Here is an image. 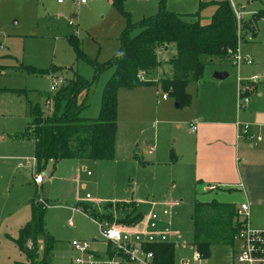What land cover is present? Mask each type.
<instances>
[{
  "label": "rangeland",
  "instance_id": "rangeland-1",
  "mask_svg": "<svg viewBox=\"0 0 264 264\" xmlns=\"http://www.w3.org/2000/svg\"><path fill=\"white\" fill-rule=\"evenodd\" d=\"M78 1L0 0V264H26L15 241L19 230L29 221L30 200L46 203L43 231L53 244L45 255L44 242H37L38 255L46 256L44 264H68L71 257L78 256L71 242L87 243L98 261H107L108 244L101 238L96 222H106L99 218L103 214L125 216L127 213L123 214L121 206L127 207L125 212L134 208L135 213L148 214L154 210L159 215L158 230L174 234L167 236L174 245V264H231L232 246H213L205 260L196 259L192 246L193 203L210 197L220 200L221 196L217 190L216 193L197 190L187 174L186 158L180 155L185 151L180 144L189 137L184 123L189 122L196 95L203 94L201 81L217 66L228 71L222 83L236 82L239 77L242 84L251 83L249 104L257 98L264 104V17L256 20L254 35L242 32L237 46V54L251 59V65L232 60L206 66L199 83L188 85L192 106L176 108L173 97L161 99L165 92L160 85L119 90L114 158L47 162L38 173L44 178L43 183L36 186L33 183L36 168L32 173L30 165L18 166L34 158L30 140L19 137L27 130L31 111L37 108L40 115L50 116L44 107L45 101L54 96L49 94V76L68 80L72 75L68 69H72L91 80L92 67L76 59L70 39L77 41L89 59L102 62L115 52L122 30L115 31V26L120 21L124 23L110 0H85V4ZM208 1L212 0H204ZM228 1L241 14L242 22L256 16L264 3V0ZM160 3L168 11L183 14L186 22H198L201 26L210 23L211 9L208 5L201 8L200 0H124L123 10L132 23H137L156 14ZM174 54L173 44L158 49L157 68L147 80L170 78L171 69L166 61ZM24 67L60 70L39 76L29 74ZM110 75L108 71L101 73L88 95L84 97L82 93L79 98L85 104L82 117L98 116L102 87ZM201 106L205 107L204 99ZM224 195L233 204L241 202L239 194ZM124 202L129 205L123 206ZM164 209L169 212L166 216L161 214ZM26 246L31 249L30 243ZM123 264L143 263L126 260Z\"/></svg>",
  "mask_w": 264,
  "mask_h": 264
},
{
  "label": "trees",
  "instance_id": "trees-1",
  "mask_svg": "<svg viewBox=\"0 0 264 264\" xmlns=\"http://www.w3.org/2000/svg\"><path fill=\"white\" fill-rule=\"evenodd\" d=\"M124 0H110L111 5L125 20V27L118 37V49L106 62L99 63L89 59L79 48L77 41L70 39L76 59L86 61L93 70L91 80H86L72 69L71 78L64 80V85L51 98L53 110L50 116L40 115L37 108L31 111V121L27 130L19 137L32 140L33 156L37 173L47 162L54 164L64 159L110 161L114 158L117 94L119 90L132 91L150 85H160L163 95L174 98L177 106H189L191 95L186 92L189 84H197L202 79L204 68L219 62H227L229 52L234 53L242 32L255 34L256 20L264 17V10L259 11L248 22H236L233 8L228 0L213 2L214 13L208 25L198 22H186L162 3L155 15L143 18L137 23L130 21L123 10ZM203 8V5H200ZM173 44L175 55L166 61L171 69L170 78L156 82L148 81L149 75L157 68V51ZM31 75L43 76L58 72L40 71L24 67ZM111 70L105 82L98 116L94 119L82 118L85 108L79 96L86 97L98 76ZM62 108V110H61ZM61 110V111H60ZM136 159V156H134ZM128 206L129 204H122ZM30 219L19 230L15 241L19 251L25 256L26 264H44L40 258L37 242H44V251L52 247V238L43 231L42 215L46 203L30 200ZM121 209L123 207L121 206ZM235 212L233 204L219 203L215 200L193 203L191 221L193 224L192 246L205 260L211 247L232 246L235 233ZM97 218V214H94ZM126 216L119 222L132 224L140 219ZM111 220V216L99 217ZM31 244L29 249L26 244ZM144 249L152 253L151 264H174V245L170 242L146 245Z\"/></svg>",
  "mask_w": 264,
  "mask_h": 264
},
{
  "label": "crops",
  "instance_id": "crops-1",
  "mask_svg": "<svg viewBox=\"0 0 264 264\" xmlns=\"http://www.w3.org/2000/svg\"><path fill=\"white\" fill-rule=\"evenodd\" d=\"M217 1L222 0H212L208 2L200 0V5L202 4L203 8L208 5L207 8L211 9L212 16L215 10L212 3ZM230 4L231 6L233 5L232 3ZM262 10H264V3H261L258 8V11ZM169 11L173 12L171 10ZM175 14L179 15L181 19L185 21L183 14H178L177 12ZM121 18L123 19V17ZM123 22L124 23L120 21V25L116 23L117 26H115V31L116 29L118 32L120 29L123 30L125 27V20ZM122 30H120V33ZM91 39L97 40L95 37ZM115 49L114 51L116 52L118 45ZM112 51L113 50H111V53H113ZM107 60L100 61L99 63L106 62ZM231 61V58H228L227 62L231 63ZM108 72L111 73L112 71L108 70ZM215 72L225 73L226 77L228 75L227 69L222 66H217L211 70V74ZM211 74H208L207 77H203L201 81L203 94L198 92L196 95L197 98L195 99L194 109L191 111L189 122L184 123L189 130V137L186 138L187 140L184 142H181L180 148L185 152L180 153V155L182 158H186L185 165L188 167L187 174L192 179L193 183H195L197 190L204 192L207 191V187L213 186L216 189L212 192L207 191L208 193H216V190L220 191L217 193V195L219 194L221 196L220 200L210 197L201 200V202L215 200L219 203L233 204L229 202V200L224 199V194L226 192H231L234 195L239 194L241 199L240 204L246 202L249 205L250 224L255 228H264V104L260 101V98L255 99L249 104L250 98L249 102L242 107V110L238 109L237 92L241 87L248 88L250 91L252 86L249 87L248 84L251 83L247 85L242 84L241 79L238 77L236 82L231 81L228 84H224L222 80L213 79L210 76ZM187 89L188 85L186 87V92L190 95ZM203 99L205 100V107L201 106ZM165 100H167V98ZM192 103L191 100L189 106H192ZM190 124L196 128L194 132H191L189 127ZM238 124L248 125L249 129L246 134L242 132L238 133ZM176 126L178 128L179 124ZM30 142L33 152L34 144L32 140H30ZM124 203L126 205L129 204L128 202ZM233 205L235 208L239 206V204ZM126 208L127 207H123L121 210H123V214H127L120 218H116L111 214H103V217L110 215L111 220L106 219V222H115L124 227L130 226L132 229H140L147 213H135L134 208L130 212H128V210L125 212ZM137 214H140L141 217L136 223L126 224L119 222L126 216L135 217ZM252 214L254 215L253 220Z\"/></svg>",
  "mask_w": 264,
  "mask_h": 264
},
{
  "label": "built area",
  "instance_id": "built-area-1",
  "mask_svg": "<svg viewBox=\"0 0 264 264\" xmlns=\"http://www.w3.org/2000/svg\"><path fill=\"white\" fill-rule=\"evenodd\" d=\"M61 3V0H57ZM78 4H85V0H79ZM233 8V6H232ZM235 19L239 25L241 14L233 8ZM231 60L238 64L243 62L251 65L252 61L248 57H242L237 54V50L229 52ZM64 78L50 75L49 76V94H54L60 87L64 85ZM255 81V79H253ZM253 83V82H252ZM248 88L241 87L237 92V107L245 106L250 98L248 96ZM161 99H166V95H161ZM45 109L52 113L53 103L51 98L45 101ZM191 132L196 128L189 125ZM238 133L246 134L248 125H237ZM259 140V139H258ZM51 162V161H50ZM29 166L34 173L35 159L27 161L25 164L19 163V166ZM44 178L38 173L33 175V183L40 186ZM213 186L207 187V191H214ZM88 199V196L85 197ZM39 202V201H38ZM42 203V202H41ZM162 215L169 214L167 210H162ZM158 214L151 210L141 224L140 229H132L130 226H122L115 222L97 221L98 231L103 240L108 244V260L100 262L97 260V254L90 249L87 243L81 245L77 242H71V247L78 251V256L71 257L69 264H123L124 261H138L143 264H151L152 253L144 249L146 245L169 242L167 236H174L173 233L158 230L157 220ZM249 205L245 203L239 204L235 212V233L233 236V252L231 264H264V228H255L249 221ZM196 259L202 261L197 252Z\"/></svg>",
  "mask_w": 264,
  "mask_h": 264
},
{
  "label": "water",
  "instance_id": "water-1",
  "mask_svg": "<svg viewBox=\"0 0 264 264\" xmlns=\"http://www.w3.org/2000/svg\"><path fill=\"white\" fill-rule=\"evenodd\" d=\"M212 78L215 79V80H223V79L226 78V74L225 73L215 72V73H213Z\"/></svg>",
  "mask_w": 264,
  "mask_h": 264
}]
</instances>
